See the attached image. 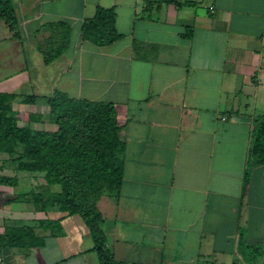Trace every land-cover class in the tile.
Returning a JSON list of instances; mask_svg holds the SVG:
<instances>
[{"label":"crops","instance_id":"obj_1","mask_svg":"<svg viewBox=\"0 0 264 264\" xmlns=\"http://www.w3.org/2000/svg\"><path fill=\"white\" fill-rule=\"evenodd\" d=\"M188 1L146 11L145 0H10L17 34L0 19V92L35 96L12 108L37 129L54 90L115 105L122 181L98 207L116 261L264 264V163L250 157L264 119V0ZM97 5L114 8L122 34L105 47L80 40ZM55 22L69 43L44 65L43 25ZM28 178L35 191L44 184ZM20 193L0 184V226H34L43 244L1 247L0 264H99L78 215L39 212L13 200ZM45 218L60 229L39 227Z\"/></svg>","mask_w":264,"mask_h":264},{"label":"trees","instance_id":"obj_2","mask_svg":"<svg viewBox=\"0 0 264 264\" xmlns=\"http://www.w3.org/2000/svg\"><path fill=\"white\" fill-rule=\"evenodd\" d=\"M167 4L194 5V2L145 0L144 7L149 11L151 7L157 9ZM115 17L114 8L97 5L94 14L82 21L80 40L105 47L121 39ZM0 19L6 22L13 35L17 34L10 0H0ZM43 26L49 34L39 50L43 64L47 65L66 50L70 28L63 22ZM190 30L186 27L182 36L189 38ZM17 99L28 104L37 98L0 92V154L7 155L14 172L40 175L44 184L40 190L20 193L13 200L30 202L43 213L55 210L68 216L78 215L90 232L92 251L99 264H122L114 259L106 245L103 216L98 207L103 196L117 195L122 181L125 144L118 135L120 126L115 105L108 101L71 98L54 90L44 99L48 116L54 123L53 129L46 130L32 127L35 115L13 110L12 105ZM250 157L253 163H264V119L253 131ZM1 162L5 163L4 160ZM16 183L15 175L0 174V184L14 187ZM38 226L51 232L60 229L59 220L46 218L39 220ZM42 244L43 237L36 235L34 226H0V248H33Z\"/></svg>","mask_w":264,"mask_h":264},{"label":"rangeland","instance_id":"obj_3","mask_svg":"<svg viewBox=\"0 0 264 264\" xmlns=\"http://www.w3.org/2000/svg\"><path fill=\"white\" fill-rule=\"evenodd\" d=\"M21 114V112H20ZM42 116V119L41 121L43 122L42 123V127L43 129H46V130H51L53 128H51L49 125H53L54 126V123L50 120L49 116H48V113L46 114H43L41 115ZM40 121V120H38ZM7 155L5 154H0V161H5V163H3L5 165V174L8 175V176H16L17 177V183L16 185L13 187V186H10L12 188V191H14L15 193H19V191L22 193V192H28V191H32L34 190L35 188L31 186L30 184V179L28 178V176H32L33 173H30V172H23V171H15L13 170V165L12 163H10L8 160H7ZM37 183L40 181L39 179L38 180H35ZM36 183V184H37ZM39 188V186H38ZM38 188H36V190H38ZM59 189V187L57 186V190ZM35 191V190H34ZM31 222H29L28 224H30Z\"/></svg>","mask_w":264,"mask_h":264},{"label":"built area","instance_id":"obj_4","mask_svg":"<svg viewBox=\"0 0 264 264\" xmlns=\"http://www.w3.org/2000/svg\"><path fill=\"white\" fill-rule=\"evenodd\" d=\"M212 8H213L212 6L209 7V9H212Z\"/></svg>","mask_w":264,"mask_h":264}]
</instances>
